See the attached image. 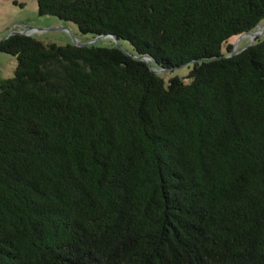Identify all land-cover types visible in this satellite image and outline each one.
<instances>
[{"label":"trees","instance_id":"obj_1","mask_svg":"<svg viewBox=\"0 0 264 264\" xmlns=\"http://www.w3.org/2000/svg\"><path fill=\"white\" fill-rule=\"evenodd\" d=\"M38 11L122 47L0 41V264H264V0Z\"/></svg>","mask_w":264,"mask_h":264},{"label":"rangeland","instance_id":"obj_2","mask_svg":"<svg viewBox=\"0 0 264 264\" xmlns=\"http://www.w3.org/2000/svg\"><path fill=\"white\" fill-rule=\"evenodd\" d=\"M26 30H29L30 35L45 42H56L61 45L69 42L111 45L114 41L109 36L92 38L90 35L80 33L77 26L72 22L62 21L53 15H40L38 0H0V40L12 32H24ZM263 37L264 20H261L254 31H250L246 35L233 36L226 45L232 44V49L239 51L247 44H253L257 39ZM124 45L125 48L132 50L129 43H124ZM16 66L17 59L14 55L0 51V80L13 77ZM188 72L187 66L172 71H159L166 80L174 75L185 77Z\"/></svg>","mask_w":264,"mask_h":264},{"label":"water","instance_id":"obj_3","mask_svg":"<svg viewBox=\"0 0 264 264\" xmlns=\"http://www.w3.org/2000/svg\"><path fill=\"white\" fill-rule=\"evenodd\" d=\"M16 33H21V34H28V35H30L29 34V30H26V31H24V32H12V33H10L7 37H9L10 35H12V34H16ZM249 33V32H248ZM247 33H244V34H242V35H246ZM103 35H101V36H97L96 38H101ZM104 36H110V37H112V38H114L115 39V41H116V43L120 46V47H122L121 46V44H120V42H119V40L116 38V37H114V36H111V35H104ZM6 37V38H7ZM1 41V40H0ZM80 45H84V43H79ZM146 60H148V58H145ZM161 71V70H160Z\"/></svg>","mask_w":264,"mask_h":264}]
</instances>
